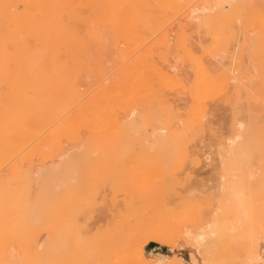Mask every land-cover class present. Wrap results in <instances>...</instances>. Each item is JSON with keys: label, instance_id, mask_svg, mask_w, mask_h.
I'll return each instance as SVG.
<instances>
[{"label": "rangeland", "instance_id": "rangeland-1", "mask_svg": "<svg viewBox=\"0 0 264 264\" xmlns=\"http://www.w3.org/2000/svg\"><path fill=\"white\" fill-rule=\"evenodd\" d=\"M256 1L247 0V7L252 4L250 8L254 6L255 9L248 10L247 8L246 11L238 16L239 23L236 22V27L234 29V32H237L236 34L238 35H236L235 37L230 36L231 33H229L222 24H220L222 25L220 26V28H216L219 31L215 29V31L219 32V36H217L220 40H216L218 37L214 40V36H211L213 35V30H210L207 27L206 29L205 26H200L199 28L195 26L194 23V25L190 24L192 22L187 24L188 22L184 20V16H186L185 14L190 11L189 9L193 5H191L189 8H184L182 10V13L179 14L180 16L177 15L169 17L166 23H164V25L162 26V30L157 28L143 29L141 27L142 30L140 29V34H138L139 32L135 33L139 37H135L134 34H129V38L126 35H123V38L122 35H120L122 37L121 39L119 38L120 36L118 37V35L111 29L109 30L108 27L105 29L104 27L98 26V16L102 17L105 15L98 14L97 16H94V18L98 17L97 21L93 18H90L94 14L88 8H80L82 12L79 11V13L81 12L80 19L82 18V20H79L78 23H82L84 21V23H82V28L80 26L81 24L78 25L77 23V28L81 29L78 30V32H80L79 35L83 33L81 36H79V39L80 37L82 38L81 42L79 41L80 44L78 47V49L81 48L79 49L81 50V52L79 50H76L73 53L75 55L70 52L68 53V55H66L67 52L65 50L64 53H62V50L60 52H57V54L53 51H47L45 60L40 64L38 71L40 77L42 78V81H39L38 79L34 83H29V85L26 84L28 85L25 86L27 90L23 88V85L19 87L16 86L15 82H18L20 80L19 84H22L21 81L24 82L25 79L24 76L23 78H21L20 76V79H17L18 81L13 80V74H16L18 76L13 67L14 73H12L11 78L4 82H9L8 85H11L13 88L16 87L13 92H20L19 90L23 91V93L20 92L22 96L24 95L25 91H27V94L25 93L26 95H24L25 98H29V96L32 97L33 90H37V88L42 89V93H44L45 95L44 105L48 109H50L49 113H54V111L56 110L54 114H56L57 116L55 115L54 117H50L47 112H44V114H47L45 118L47 120H44L45 123L43 122L44 124H42V126L40 125L41 127L39 126L38 129L33 132L10 157H8V159L4 158L3 160H6L3 163L0 162V260L2 259L0 261V264H37L39 262V264H77V262L79 264H94V262L95 264H141L139 260L134 259L133 261L132 259L131 261V257H127V251L125 248L127 246H125L124 244H127V242H129L132 238V236L128 234H131L132 231L134 232L135 229L137 231V229L140 230V228H144L145 226L142 225L147 226L146 228H144V234L142 233L143 236H141L140 233L136 236L137 238L134 237V240L136 238V241L134 242H136V245L139 243L138 246H141L140 248L143 249L144 255L147 258V261H149L145 263L180 264V262H183L184 264H208L207 259L196 246V236L197 234L205 235L207 233V236L205 235L206 237H204L203 239V241L207 245L210 244V241L212 239L219 238V232L216 230L213 231L211 230L212 228H209V226H211L210 224L212 223V218L218 213V211H220L221 217L223 211L225 212L228 210L229 212L230 209L231 211L228 213V215H224V218H228L226 219V223L229 222L230 225L233 224L231 228L233 226L234 227L231 230L232 232L230 234L231 236L229 240H227V242H224L220 239V244L222 246L224 245L225 247H234L241 242H246L251 238L250 236H252V231L250 232L251 226L258 225L257 228H259V230L257 237L259 238L261 246H264V162H259L256 160H244L240 162H233L230 164L225 161L223 162V160L221 161L220 158V141L222 139L221 135L226 132V126L228 125V122L234 120L235 116L237 117V119H235L234 122L236 126L239 127L238 118L244 112L242 109H246L249 103H252L254 101L255 104L264 106L263 97H260V95H256L251 99L248 94L250 81L258 79L259 75L262 72V69H264V67L261 69L258 67L260 65L259 61L264 58V51H259L258 43L260 41L257 42L258 38V40H260L262 36H264V14L262 13L263 15L260 14L261 16H259V10L264 11V8H260L262 4L264 6V0ZM197 2L200 3L201 0L196 1L194 5H197ZM259 2H261L262 4H260ZM258 3L261 5L260 7H258ZM98 7L99 5L96 6L95 9L98 10ZM225 7L226 9L229 8L227 4H225ZM253 10H257L258 14L256 13L253 17H250L252 16V13L254 14L255 12H257H253ZM247 11H250L249 15ZM86 12H88V14H86ZM94 13L96 15L98 11H95ZM243 14L245 17H243ZM82 16L85 17L84 20ZM86 17L88 21L90 19H93L91 20L92 22L94 21L93 24L91 22V28L93 27L92 30L94 31H92V33H87L89 32V26L87 27L88 24L85 25V23L88 22L87 20H85ZM243 18L245 19L243 20ZM250 18L254 19L257 22L254 21L253 23V20ZM96 24L98 30L95 28ZM215 31L214 35L216 37L217 32ZM252 33L254 34V36H252ZM181 34H183V36ZM133 35L134 37H132ZM125 36L129 40H127ZM117 37L119 39H117ZM131 37L133 38V43L135 42L133 44L134 46L130 45L132 44L130 42V40H132ZM122 39H124V41H122ZM226 39L228 40V42ZM251 39L253 41H251ZM121 41L125 43H121L122 46H119ZM217 41L218 43H216ZM112 42L114 43L112 44ZM126 43L134 48V53L138 50L137 53H133V55L130 53V55L129 53L125 52L128 51V48L129 51L132 50V47L130 48V46ZM96 44L98 45V47ZM237 45L239 46L236 47ZM121 49H123V51ZM253 49L255 50V52L258 51L257 55L254 54ZM11 52L16 51L11 50ZM131 52H133V50ZM260 53L263 55H261ZM138 54L143 55V60L140 58V61L139 58H137ZM61 56L63 57V59ZM131 56L135 57L134 60L131 59L133 62L132 65L136 64L134 65V68H137L139 66V69L132 68L133 70L131 71V75L133 76H131L127 74L128 72H130L129 69L131 68H127L129 71H126L127 75L123 74V76V69L126 70V68L124 67L132 66L130 65ZM245 56L247 57V59ZM124 60L125 62L127 60V64L123 62ZM256 60L257 62H255ZM63 61L68 63L69 65V67H67L66 69H63L61 67V63ZM134 61L137 62L134 63ZM98 62L100 64H98ZM147 62H149V65ZM199 63L206 64V66L208 65V68H211V71L213 69L212 74L216 72V75L220 72L216 76L220 78L222 77L228 80L230 83V86L225 88L226 90L223 89L224 91L222 90L223 92H220L219 95L216 94L213 95L212 98L210 97L209 99H205L206 101L204 105L206 113L203 117L204 121L203 119H201L199 121L200 123H195V125L197 124L196 127H198V124L201 125L203 123L204 126L201 125V128L205 131H201L200 127H198L199 129L193 127L191 118L192 112L196 111V109L200 107V105H198L200 103L191 100L193 99V96H191V89L197 82L198 72H196V68ZM255 64L257 66H255ZM154 66H157V68H155ZM17 68H19L18 65ZM24 68L25 67L21 69ZM163 68L167 71L164 72ZM256 68L260 69L261 72L258 73V69ZM159 69H161L163 73L159 71ZM250 70L253 71L251 72ZM23 71L24 70H21V73ZM169 71H172L173 74L170 72L171 75H169ZM62 72H65V74L68 73L65 78ZM135 72H138V74ZM144 72L146 73V75ZM143 73L146 76H144L146 82H144V78L142 77ZM164 73H168V75L173 78L176 77L175 79L177 80L173 79V81L171 79L170 82V79H165V81H163L165 77H163ZM193 73H196V75L193 76ZM120 75H122L123 77H125L126 75V79L128 80L126 81L124 78V81L128 82L129 85L128 83H123V80L121 78L122 76ZM69 76L73 78H70L71 80L78 83L81 90V97L78 99L72 98L70 100L71 96L68 92V82H65L66 77L69 78ZM107 76L108 78H110H106ZM127 76H130V78H128ZM103 78H105L104 80H106L107 82L104 81ZM100 79L102 82L100 81ZM130 79H132V84L129 81ZM147 79L150 80L148 81ZM111 80H114L115 85L113 84V86H111L110 88L109 86L113 82H111ZM13 81L15 82L13 83ZM67 81L70 80L67 79ZM99 81L103 84L105 82L104 88L103 84H100ZM147 81L151 83V88L147 84ZM4 82L0 81V86L3 85ZM246 82L249 84H247ZM98 83L100 84V86H102L101 88L100 86L97 87V85H99ZM159 83L161 87L158 85ZM13 84L15 86H13ZM143 84L144 86H142V90L140 87ZM145 84H147V88ZM8 85L5 84V86H2L3 89L0 88V100L6 101L2 106H7L6 103H8V106L6 108L4 107L5 109L8 108V113H11L9 111H11V109L13 108H17L16 110H22L24 107L20 104H25L29 99L27 98L26 100L25 98H20L19 93L17 92L16 93L18 95L15 93L12 94L13 96L16 95L14 96L15 99L12 98V95V97H6L8 94L10 95L12 93L11 91L13 89ZM106 86L108 88H106ZM7 87H11V89L9 90V88ZM21 87L25 91L23 89H19ZM190 87L192 88L190 89ZM17 88L19 90H16ZM59 88L63 90L65 96L64 94H60L61 90H59ZM148 88L150 89L148 90ZM8 90L11 93H9ZM148 91H150L152 95ZM28 92L30 93L29 96H27ZM146 92L150 94L148 98V94H145ZM100 96H106L104 98L105 100L99 99ZM63 97L67 98L62 100ZM90 97L91 101L92 99L94 100L88 103L87 101H90ZM142 97H144V99ZM19 98L23 99V102L26 100V102L22 103ZM145 98H147V100ZM17 99L19 100V103L21 102L20 104L18 103L19 107L16 104L15 107L12 106V104L14 105V103H16ZM189 99L191 100V102ZM143 100L146 101L143 102ZM10 102H12V104ZM192 102H195V104L192 105ZM86 104L89 105L84 108ZM82 106L84 107L81 109L85 110H82L83 112H85V114L83 115L85 120L84 118H82V113L81 116H79L80 112L79 114H76L77 109L81 111L79 107ZM167 107L169 108V111H172V114L176 117L173 116L171 118L172 114L170 115L171 112L169 113ZM4 108H2V110ZM160 108L164 110L167 109L166 112L163 110L162 111L166 114L168 113V115H164ZM239 109L241 112L239 111ZM2 110H0V112ZM59 110H62V112H60ZM158 111L160 112V114L162 112V116L158 114ZM150 112L153 114H151ZM3 113L4 114L2 115H5V112ZM139 113H142L143 116L146 114L148 115L149 113V115L151 114V116H154L155 119L153 117L152 121V118L150 119L149 115H146L148 119L146 116H144L146 119L144 120L143 116H139ZM188 115L190 116L189 119ZM10 116L12 115H9V117ZM163 116L164 120L162 119ZM165 116L168 118H166L167 120L165 119ZM14 117L11 118L13 120L19 118L17 117V115L16 118ZM48 117H50V119H48ZM0 118L2 119L1 115ZM184 118L186 119L187 123H184ZM110 119H115V121L117 122L116 128H111L109 124ZM170 119H172L173 121ZM13 120H5L4 122H2V119L0 120V122L1 124L4 123V125L5 123L12 124ZM139 120L141 121V123H143V125ZM147 120L149 121L146 123ZM189 120H191L190 124ZM16 121L17 120H15V122ZM165 121L167 122V126H165ZM99 124L102 125V127H98ZM174 124H176V126ZM15 125L16 124H13V126ZM127 125L135 126L132 127V130L130 131L132 133H128L130 134L129 139L131 140L134 138L135 140H128L126 146L122 147L121 150H119L118 147L116 148V145H112L116 143H112L111 147V139L109 140L108 137V135H110V132L108 133L107 131H111V135H113V131H119ZM144 125L145 128H142ZM138 126H142L141 130L140 128L138 129ZM162 127L167 129L166 135L168 139H172V137H170V134L174 135V130L179 132L181 131V129L183 130L179 132L181 134L177 132L176 134L181 135L182 137L178 136L180 137V140L176 137H173L175 139H173L174 142H172L174 145L176 144V148L174 147L175 149L172 148V150L171 147L173 145H168L172 142L170 143V140H167L166 137L167 142L165 141L164 144L165 146H170V148H163V144H159V146L157 145V148L162 146L160 148L163 149V152L162 149L160 151V149L156 148L158 150L157 151L154 148L156 150L155 151L152 148L156 156L155 158L158 159L157 157L160 156L161 159L156 160L155 162V160H152V157H154L153 155L151 157L152 159L150 160L149 158H147L146 160L144 156L145 161L143 162V160L141 159V153L147 155L149 150L150 152H152L150 148L151 146H148L149 149L147 152V150L145 149V147L148 148L147 144L145 143L146 145L143 147V145L139 141L137 142V140L141 141V139L145 138V140H147L145 142H148L149 140L151 142H154L155 140L153 138L160 134L158 132V129ZM185 127H188L187 134L183 133L184 131H186ZM189 127L192 129H190ZM193 128L197 131L194 134L193 132L195 130ZM98 129L100 130V132L101 130L107 131H105L104 133H100ZM139 130H143L142 132L144 135ZM168 130L170 131V133ZM95 131H97L98 133ZM133 132L137 134L139 139H136L138 138L136 135H134V137H130L133 136ZM190 132L192 133L190 134ZM105 133L107 138L106 136L103 137L102 142L101 138L105 135ZM138 133L140 135H138ZM145 134H147V136ZM99 135L101 137H99ZM184 135H194L195 137L191 136V141L190 137L187 138L189 140L184 141ZM184 137L186 139L187 136ZM93 138H96L95 142L99 143V145L102 143H107V145H109L108 148L105 144L104 149H100L101 153H99V149L95 150L98 145L94 144L96 145V147L94 146L95 149H91L94 148L92 147V143H94ZM176 139H178L184 147H190L189 151L191 154L189 153L187 155L188 150H186L185 152L184 147L181 148V145L179 147V144L175 142ZM181 139H183L184 144ZM188 141L190 143H188ZM185 143L189 144L190 146H186ZM113 147L115 148L113 149ZM178 147L183 151L179 150ZM99 148H101V145ZM105 148H107L109 152ZM140 148L142 150H145V152H140ZM167 148L168 150H170H166ZM110 149L113 150L110 151ZM116 149H118L119 151H116ZM102 151L104 154H102ZM159 151L162 153H158ZM174 151L178 153H175ZM107 152L109 154H107ZM111 152L112 155H110ZM150 152L149 154H151ZM164 152L166 154L175 153V156L178 155V157H175L176 159L178 158L177 162L175 161L176 159L173 158V154L171 157L174 159V161L171 159V162H169L168 157H170V154L167 157V155H164ZM182 152L185 153L183 154ZM192 152L200 155V163L194 162L192 157L194 153ZM91 153L94 155H92ZM180 154L183 156V158ZM103 155H105V157L110 156V158L114 156V158L112 157L110 160H108V158L107 160H104L103 158L102 160V157H104ZM164 156L168 158L167 160L165 159L166 161H163V159L165 158ZM179 156L180 158L185 159L182 162H179ZM96 157L101 159H97ZM146 157H148V155ZM186 157H188L189 159H187ZM186 159L189 162L185 161ZM15 166H17V168ZM48 167H55L52 171L55 172L56 175L53 176V174H51L49 177L37 176L36 171L38 170V168L46 169V174L47 172H49L47 169ZM51 176L53 177L50 178ZM22 177L25 179H23ZM29 182L31 185L29 184ZM21 183L23 186L20 185ZM2 185L4 189L2 188ZM16 187H18V189L22 187L21 190H24L20 192V189L18 191ZM40 188L43 189L41 190ZM5 189L8 190L5 191ZM27 189L30 190L28 191ZM12 190H14V192ZM40 191H44V193ZM27 193H29V196L27 195ZM24 194L25 196H27L25 197ZM41 194L43 196H41ZM19 195L21 197V201L20 199L16 200L17 197L20 198ZM38 195L40 199H38ZM11 198L14 201H9V199ZM22 198L25 199L23 200ZM30 198L32 199L29 200ZM5 199L7 200L5 201ZM41 199H44V201L41 202ZM32 200L34 202V207L32 208L35 209V207L38 206L37 208H39L40 210L37 208L35 209V211L31 210L32 208H30L29 205L32 206ZM38 200L40 201L37 202ZM24 201L26 203L25 205L32 202L27 205L28 209H25V211H23L25 208ZM7 203H9V206ZM12 203H15L14 205L16 206L17 211H15L16 208L13 207L14 205H12ZM21 204L22 207H20ZM8 208L10 212L15 209V212L13 211L12 213H9ZM21 208H23V210ZM236 209H242L240 211L241 213L237 212ZM243 209H247L246 216H243L245 214H242L244 213L242 212ZM255 209H257L256 212L254 211ZM20 211H23L25 213H22ZM33 211L34 213H38L33 214ZM18 213L21 214L23 218ZM29 214H33L34 216L32 215L31 217ZM15 217H18L20 221H18V219L16 220ZM11 219H15L16 221L14 220L15 222H13L11 221ZM23 219L27 220L24 221ZM254 220H258V224H255ZM17 221L19 222V226L18 224H16ZM9 222H11V224ZM139 224L141 225V227L138 226ZM34 225H36L37 228ZM11 226L13 229L11 228ZM27 226L29 228V231L28 229H26ZM20 228H23V231ZM234 228L236 231L234 230ZM9 229H11L13 232H11ZM31 229H33V231ZM152 229L154 232L155 229L159 231L158 233H154ZM26 231L28 232V234L25 233ZM159 232L160 235L162 234L165 237L162 236V238H157L160 237V235H158ZM24 234L26 237H20V235ZM33 235L36 237H34ZM27 236L30 237L28 238ZM138 236H141V238H138ZM163 237L165 238L164 241ZM23 238H28L30 240H27L26 242V239L24 241ZM124 239H129V241H125ZM19 240L22 241L20 242ZM33 244L35 245L33 246ZM73 245L74 249L72 248ZM114 246H116L115 249ZM138 246H136V248H139ZM101 248L103 250H101ZM118 251L119 253H117ZM82 254L83 256L85 255V259L83 258V256H81ZM39 255L40 260L38 262V259L33 260V256L38 257ZM64 255L65 257H63ZM60 261L61 263H59ZM136 261L138 262L136 263Z\"/></svg>", "mask_w": 264, "mask_h": 264}, {"label": "bare ground", "instance_id": "bare-ground-1", "mask_svg": "<svg viewBox=\"0 0 264 264\" xmlns=\"http://www.w3.org/2000/svg\"><path fill=\"white\" fill-rule=\"evenodd\" d=\"M196 1H199V0H0V81H7L9 78H11V75H12V73H14V71H16V73L18 74V76L16 75V74H13V80H17V79H20L19 77L21 76V78H23V76H24V82H25V85H24V82L23 81H21V83L22 84H19L20 83V80L18 81V82H15V81H13V83L15 82V84H16V86H24L23 88L24 89H26L25 88V86H28L29 85V83H34L35 81H37L38 79H39V81H42V78L40 77V75H39V67H40V64L41 63H43V61L45 60V57H46V53H47V51H53V52H56V54H57V52H60V51H62L63 50V52L62 53H64V50L67 52L66 53V55H68V53L70 52V53H74L76 50L78 51L79 49H81V48H79L78 49V47H79V41L81 42V37H80V39H79V36H81V35H79V33L80 32H78V30L80 29H78L77 28V23H78V21L79 20H82V18L80 19V13L82 12L81 11V9L80 8H83V9H85V8H88L91 12H93V16H91L90 18H93V19H95V20H97L98 21V17H99V22H97L99 25L98 26H101V27H104L105 29L108 27V29L110 30H112L114 33H116L117 35H118V37L120 36V35H122V37H123V35H126L127 37H128V35L129 34H134L135 35V37L137 36V37H139L138 35H136L135 33H138L139 31H140V29H141V27L143 28V29H155V28H157V29H161L162 28V26L164 25V23H166V21L169 19V17H171V16H177V15H179L180 13H182V10L184 9V8H186V7H190L191 5H193V6H191L190 7V11H188V13L187 14H185L186 16H184L185 18H184V20L186 21V22H188L187 24H189L190 22H192V23H190V24H192V25H194L195 24V26H197V27H199L200 28V26H205V28L207 27L208 29H210V30H213L212 31V34L213 35H211L212 37L214 36V40H215V38H217L219 35V30L218 29H216V28H220V26H222L223 25V27H225V29L226 30H228V32L229 33H231V35L230 36H236V35H238V34H236L235 32H234V29H235V27H236V22H238V19H239V15L241 14V13H243L244 11H246L247 10V8H248V10L249 9H255L254 8V6L252 7V8H250V6H252V4L251 5H249V7H247V0H201V2L199 3V2H197V5H194V3L196 2ZM256 1V0H255ZM257 2V1H256ZM199 3V4H198ZM260 4H262L261 2H259ZM258 3V4H259ZM225 4H227L228 5V9H226V7H225ZM258 5V7H260L261 5ZM99 5V9L97 10V9H95L96 8V6H98ZM222 6V7H221ZM221 7V8H220ZM260 8H264V6H263V4H262V6L260 7ZM259 8V9H260ZM87 9V10H88ZM259 9H257V10H259ZM257 10H253V12L254 11H257ZM264 10V9H263ZM79 11H81L80 13H79ZM95 11H98V13H96V15H95ZM260 12H259V16H261V15H263L264 14V11H262V10H259ZM262 11V12H261ZM89 12V11H88ZM88 12H86V14H88ZM248 12V15L250 14L249 12L250 11H247ZM85 13V12H84ZM252 13V12H251ZM258 14V11L257 12H255L254 14L252 13L251 15L252 16H250V17H253L255 14ZM263 13V14H262ZM98 14H100V15H105V16H98L97 18H94V16H97ZM261 14V15H260ZM90 15H92V14H90ZM89 15V16H90ZM245 15H246V13H245ZM83 16H84V14H83ZM82 16V17H83ZM180 16V15H179ZM243 17H245L244 16V14H243ZM255 17H257V16H255ZM84 18L85 17H83V20H84ZM174 18V17H173ZM176 18V17H175ZM93 19H90L89 21L87 20V17H86V19L85 20H87L86 22L87 23H85V25L86 24H88L87 25V27H88V31L89 32H87V33H92V29H93V27L91 28V20H93ZM241 19V18H240ZM245 18H243V20H244ZM250 19H252V18H250ZM256 19H258V18H256ZM261 19H262V17H261ZM253 20V23H254V19H252ZM251 20V21H252ZM264 21V20H263ZM262 21V22H263ZM94 22V21H93ZM93 22H92V24H93ZM172 22V21H171ZM255 22H257V21H255ZM260 22V21H259ZM82 23H84V21L82 22ZM82 23H78V25L79 24H81L80 26H81V28H82ZM95 23H96V21H95ZM194 23V24H193ZM239 23V22H238ZM169 24H170V22H169ZM220 24H222V25H220ZM256 24V23H255ZM84 25V24H83ZM84 25V26H85ZM94 26V25H93ZM79 27V26H78ZM95 28L97 29V24H96V26H95ZM94 28V29H95ZM202 28V27H201ZM206 28V29H207ZM83 29H86V28H83ZM205 29V30H206ZM215 29L216 30H218V31H215ZM81 30V29H80ZM98 30V29H97ZM142 30V29H141ZM162 30V29H161ZM183 30V29H182ZM210 30H209V32H210ZM221 30V29H220ZM241 30V29H240ZM261 30H263V29H261ZM108 31V30H107ZM107 31H106V33H107ZM160 31V30H159ZM214 31L215 32H217L216 33V37H215V33H214ZM82 32V31H81ZM84 32V31H83ZM94 32V31H93ZM111 32V31H110ZM184 33V32H183ZM254 33V32H253ZM252 33V34H253ZM94 34V33H93ZM108 34H110V33H108ZM113 34V33H112ZM138 34H140V32L138 33ZM228 34V33H227ZM226 34V35H227ZM100 35H101V33H100ZM106 35V34H105ZM134 35L132 36V37H134ZM167 35V34H166ZM165 35V36H166ZM182 36H183V34H181ZM218 35V36H217ZM93 36V35H92ZM108 36V35H107ZM115 36V35H114ZM113 36V37H114ZM126 36H125V38H126ZM252 36H254V34L252 35ZM117 37V39H121L122 37L120 36L119 38ZM131 37V38H132ZM168 37V36H167ZM225 37V36H224ZM124 38V37H123ZM129 38V37H128ZM128 38H126L127 40H129ZM180 38V37H179ZM254 38V37H253ZM125 39V40H126ZM136 39V38H135ZM221 39H223V38H221ZM259 39V38H258ZM257 39V42L258 41H260L259 43H258V48H259V51L260 52H263L264 51V36H262V38L260 39V40H258ZM137 40H139V39H137ZM185 40V39H184ZM213 40V41H214ZM216 40H220L219 39V37L216 39ZM227 40V39H226ZM225 40V41H226ZM246 40V39H245ZM122 41H124V39H122ZM120 42V44L122 43H125V42ZM135 41V40H134ZM251 41H253L252 39H251ZM90 42V41H89ZM130 42L132 43V44H130V45H132V46H134L133 44L135 43H133V38H132V40H130ZM136 42H138V41H136ZM165 42H166V40H165ZM184 42V41H183ZM227 42H228V40H227ZM82 43H84V42H82ZM114 42H112V44H113ZM129 43V42H128ZM128 43H126V44H128ZM164 43V42H163ZM216 43H218V41L216 42ZM219 43H220V41H219ZM254 43V42H253ZM98 44V43H97ZM96 44V45H97ZM119 44V46H122V44L120 45ZM183 44V43H182ZM84 45V44H83ZM99 45V44H98ZM98 45H97V47H98ZM129 45V44H128ZM129 45V46H130ZM251 45H253V44H251ZM85 46V45H84ZM102 46V45H101ZM118 46V47H119ZM128 46V47H129ZM132 46H130V48L132 47ZM139 46V45H138ZM185 46V45H184ZM239 45H237L236 47H238ZM247 46V45H246ZM256 46H257V43H256ZM83 47V46H82ZM89 47V46H88ZM117 47V46H116ZM123 47H124V45H123ZM137 47V46H136ZM218 48V47H217ZM125 49V48H124ZM126 49H127V46H126ZM190 49V48H189ZM237 49H239V48H237ZM11 50H13V51H16V52H11ZM85 50V49H84ZM122 51H123V49H121ZM133 50V52H131ZM132 50H130L129 51V48H128V51H125V52H127V53H131L132 55H133V53H134V48L132 47ZM254 50V49H253ZM252 50V51H253ZM80 52H81V50H79ZM135 51H136V49H135ZM138 51V50H137ZM137 51L135 52V53H137ZM192 52V51H191ZM249 52V51H248ZM254 52V54H256L257 55V53H258V51L257 52H255V50L253 51ZM85 53V52H84ZM123 53V52H122ZM134 53V54H135ZM142 53V52H141ZM148 53V52H147ZM193 53V52H192ZM236 53V52H235ZM72 54H70V55H72ZM83 54V53H82ZM130 54V55H131ZM150 54V53H149ZM148 54V55H149ZM261 54V53H260ZM69 55V56H70ZM73 55H75V54H73ZM84 55V54H83ZM125 55H126V53H125ZM125 55H124V57H125ZM128 55V54H127ZM141 55V56H140ZM240 55V54H239ZM261 55H263V54H261ZM19 56V57H18ZM129 56V55H128ZM136 56V55H135ZM62 57V56H61ZM127 57V56H126ZM246 57V56H245ZM255 57V56H254ZM260 57V56H259ZM264 57V56H263ZM134 56L132 57H130V60L132 59V60H134ZM137 58H139V60H140V58L143 60V55L142 54H138V57ZM148 58V57H147ZM257 58V57H256ZM62 59H63V57H62ZM124 59H126V58H124ZM128 59V58H127ZM146 59V58H145ZM246 59H247V57H246ZM255 59V58H254ZM261 59V58H260ZM77 60V59H76ZM129 60V59H128ZM129 60V61H130ZM132 60L130 61L131 62V64L130 65H132ZM258 60V59H257ZM257 60L255 61V62H257ZM18 61V62H17ZM78 61V60H77ZM76 61V62H77ZM128 61V62H129ZM138 61V60H137ZM137 61H134V63H136ZM141 61V60H140ZM148 61V60H147ZM201 61V60H200ZM259 61V60H258ZM18 64H17V63ZM66 62H67V60H66ZM66 62H62L61 63V67L63 68V69H66L67 67H69V65H68V63H66ZM99 62H101V61H99ZM98 62V64H100ZM123 62H125V60L123 61ZM126 62H127V60H126ZM125 62V63H126ZM143 62V61H142ZM202 62V61H201ZM248 62V61H247ZM148 63V65H149V62H147ZM250 63V62H249ZM254 63V62H253ZM259 63H260V65L258 66L260 69L261 68H263L264 67V58H262V60H260L259 61ZM258 63V64H259ZM127 64V63H126ZM125 64V65H126ZM129 64H128V66H129ZM155 64V63H154ZM169 64V63H168ZM200 64V63H199ZM198 64V66H197V71L196 72H198V78H197V82L194 84V87L192 88V87H190V89L192 90V95L191 96H193V99H191L192 101L194 100L195 102H198V103H200V104H198V105H200V107L198 108V109H196V111H193L192 112V124H193V127H195V128H197V129H199L198 127H202L201 125H203L204 126V124L202 123V121H201V125L200 124H198V127H196V125H195V123H197V122H199L201 119H203V121H204V116H205V99L206 98H212V96L213 95H216V94H218L219 95V93L220 92H223L224 90H226L225 88H227V87H229L230 86V83H229V81L228 80H226V79H224V78H220V77H218V76H216V75H218V74H216L215 75V73L216 72H214V74H212V72H213V69H212V71H211V68H208V65L206 66V64H200L199 65ZM17 65L19 66V68H17ZM134 65H136V64H134ZM134 65H132L131 67L129 66V67H127V66H125L124 68H126V70L125 69H123L124 71H125V73H124V71L122 72V75L123 74H126L127 72L126 71H129L130 70V72H128L127 74L128 75H131L132 74V70L133 69H137L139 66V64L136 66L137 68H134ZM147 65V64H146ZM245 65V64H244ZM249 65H251V64H249ZM12 66V67H11ZM124 66V65H123ZM151 66V65H150ZM255 66H257L256 64H255ZM13 67H14V71H13ZM23 68V67H25L24 69H21V68ZM99 67V66H98ZM120 67V66H119ZM155 67V66H154ZM248 67V66H247ZM12 68V69H11ZM118 68V67H117ZM123 68V67H122ZM127 68H131V69H127ZM133 68V69H132ZM150 68V67H149ZM155 68H157V66L155 67ZM159 68H162V67H159ZM165 68V67H164ZM163 68V69H164ZM167 68V67H166ZM171 68V67H170ZM170 68H169V70H170ZM18 69V70H17ZM24 70L22 73H21V70ZM139 69V68H138ZM140 69H142V68H140ZM168 69V68H167ZM256 69H258V68H256ZM260 69H258L257 71H258V73L259 72H261V70ZM26 70V71H25ZM230 70H232V69H230ZM249 70V69H248ZM264 69H262V72H261V74L259 75V78L258 79H256V80H253V81H250V84L249 83H247V84H249L250 85V88H249V91H248V94H249V97L252 99V97H255L256 95H260V97H263V99H264V71H263ZM13 71V72H12ZM18 71V72H17ZM135 71V70H134ZM134 71H133V73H134ZM138 71V70H137ZM150 71V70H149ZM159 71H161V69H159ZM165 71H167V70H165L164 69V72ZM193 71V70H192ZM218 71V70H217ZM223 71V70H222ZM251 72L253 71V70H250ZM146 72V71H145ZM144 72V73H145ZM162 72V71H161ZM170 72L172 73V71H169V75H171L170 74ZM245 72V71H244ZM135 73H137L138 74V72H135ZM142 73V72H141ZM144 73H143V78H144V76L146 75V73H145V75H144ZM151 73V72H150ZM158 73V72H157ZM163 73V72H162ZM232 73V72H231ZM249 73V72H248ZM21 74H24V75H21ZM62 74H64V78H65V76L68 74V73H66L65 74V72H62ZM126 74V75H127ZM136 74V75H137ZM173 74V73H172ZM194 74V73H193ZM256 74V73H255ZM111 75V74H110ZM122 75H120V76H122ZM126 75H125V77H121L122 78V80H123V83L124 84H126V83H128V82H125L124 81V78H125V80L127 81L128 79H126ZM156 75V74H155ZM160 75H163V74H160ZM168 75V73H164V75H163V77H164V80L163 81H165V79H170V82H171V79L173 80V79H175V78H173V77H171V76H169ZM196 75V73L193 75V76H195ZM230 75V74H229ZM231 75H233V74H231ZM250 75V74H249ZM15 76H17V77H15ZM131 76H133V75H131ZM173 76V75H172ZM177 76V75H176ZM216 76V77H215ZM128 78H130V76H127ZM146 77V76H145ZM171 77V78H170ZM232 77V76H231ZM16 78V79H15ZM70 78H72L71 76H69V78L68 77H66V81L65 82H68L67 83V86H68V92H69V94H70V96H71V98L70 97H68V98H70V100L72 99V98H74V99H78V98H80L81 97V90H80V88H79V85H78V83L77 82H75V81H73V80H71ZM106 78H108V76L106 77ZM110 78V77H109ZM108 78V79H109ZM137 78V77H136ZM160 78V77H159ZM195 78V77H194ZM257 78V77H256ZM67 79H69L70 81H67ZM73 79V78H72ZM105 78H103V80H104ZM151 79V78H150ZM149 79V80H150ZM21 80H23V79H21ZM131 80L132 79H130L129 81H130V83H131ZM135 80V79H134ZM133 80V81H134ZM148 80V79H147ZM148 80V81H149ZM175 80H177V79H175ZM64 81V80H63ZM100 81H101V79H100ZM99 81V82H100ZM104 81H106V80H104ZM113 81V82H112ZM132 81V82H133ZM141 81H143V80H141ZM147 81V84L150 86V88H151V83H149ZM152 81V80H151ZM156 81V80H155ZM160 81V80H159ZM174 81V80H173ZM235 81V80H234ZM64 82V83H65ZM102 82V81H101ZM100 82V84H103V83H101ZM107 82V81H106ZM111 82H112V84L109 86L110 88H111V86H113V84L115 83L114 82V80H111ZM144 82H146V79L144 78ZM169 82V81H168ZM167 82V83H168ZM176 82V81H175ZM193 82H195V81H193ZM8 83L9 82H4L3 83V85H1L0 86V88H2L3 89V87L2 86H5V84L6 85H8ZM109 83V82H108ZM107 83V84H108ZM165 83V82H164ZM178 83V82H177ZM18 84V85H17ZM26 84H28V85H26ZM99 84V83H98ZM100 84L99 85H97V87H99L100 86ZM132 84V83H131ZM142 84V83H141ZM147 84H145L146 85V88H147ZM166 84V83H165ZM164 84V85H165ZM170 84V83H169ZM193 84V83H192ZM62 85V84H61ZM104 85H105V82H104V84H103V88H104ZM115 85V84H114ZM128 85H129V83H128ZM160 87H161V85H160V83L158 84ZM240 85V84H239ZM8 86H11V85H8ZM13 86H15L14 84H13ZM66 86V87H67ZM126 86V85H125ZM137 86V85H136ZM142 86H144V84L143 85H141V89H142ZM148 86V87H149ZM162 86H163V84H162ZM244 86V85H243ZM12 87V86H11ZM11 87L9 88V87H7V88H9V90L11 89ZM102 86H100V88H101ZM239 87V86H238ZM246 87V86H245ZM5 88V87H4ZM6 88V89H7ZM13 88V87H12ZM16 88V87H15ZM15 88H13L12 89V93L9 91V93H11L10 95L8 94L6 97H9V96H11L13 93H15V94H17V93H19V96H20V98L22 97V98H25L24 97V95H26L27 93V91H25L22 87L21 88H19V89H23L24 91H25V93H24V95L22 96V94H20V92L21 93H23V91H21V90H19L18 88L16 89V90H19L20 92H13L14 91V89ZM60 88H61V86H60ZM59 88V90H61L60 91V94H64L63 93V90L62 89H60ZM106 88H108L107 86H106ZM109 88V89H110ZM145 88V89H146ZM150 88H148V90L150 89ZM163 88V87H162ZM167 88V87H166ZM247 88V87H246ZM108 89V90H109ZM164 89V88H163ZM168 89V88H167ZM224 89V90H223ZM236 89H239V88H236ZM5 90V89H4ZM27 90V89H26ZM105 90V89H104ZM143 90V89H142ZM223 90V91H222ZM0 91H1V89H0ZM7 91V92H8ZM41 91V92H40ZM106 92H107V90H106ZM149 93H150V91H148ZM236 92V91H235ZM242 92H245V91H242ZM191 93V92H190ZM4 94V93H3ZM5 94H7V93H5ZM29 92H28V95L27 96H29ZM107 94V93H106ZM146 95L148 94L147 92L145 93ZM151 94V93H150ZM150 94H148V96H147V98L150 96ZM241 94V93H240ZM247 94V93H246ZM18 95V94H17ZM152 95V94H151ZM189 95V94H188ZM245 95V94H244ZM13 96V95H12ZM11 96V97H12ZM14 96H16V95H14ZM14 96L12 97V98H14ZM26 96V97H27ZM63 96V95H62ZM64 96H65V94H64ZM68 96V95H67ZM92 96H94V95H92ZM103 96V95H102ZM247 96V95H246ZM18 97V96H17ZM16 97V98H17ZM61 97V96H60ZM106 96H104V97H101L100 96V98L99 99H101V100H103L104 98H105ZM236 97H238V96H236ZM1 98V97H0ZM12 98H10V99H12ZM19 98V100L20 101H22V103H25L26 102V100H27V98H25L24 100V102H23V99H20ZM67 97H63L62 98V100L63 99H66ZM83 98V97H82ZM97 98V97H96ZM143 99H144V97H142ZM141 98V99H142ZM147 98H145L146 100H147ZM191 98V97H190ZM214 98V97H213ZM257 98H259V97H257ZM6 99V98H5ZM15 99V98H14ZM29 100H27V102L25 103V104H20L19 103V100L17 99L16 100V103H14V105L12 104V102H10L11 104H12V106H14L15 107V104L18 106V103L20 104V105H23V109L22 110H16L15 108H13V109H11V111H9V112H11V113H8L7 111H8V108L7 109H5L7 106H8V103H6L7 104V106H2V105H4L5 104V100L3 101H1L0 100V110H2V108H4L2 111L3 112H5V115H2V114H4L2 111V113L0 112V115H1V117H2V119H3V121L2 122H4L5 120H13L11 117H14V118H16V115H17V117H19L18 119H14L13 120V122H12V124L11 123H5V125H4V123H2L1 124V122H0V125H2V126H0V128L1 127H4V128H1L0 129V160H3L4 158H6V159H8V157H10L15 151H16V149L22 144V143H24L27 139H28V137L33 133V132H35L37 129H38V127L41 125L42 126V124H44L45 122H44V120L46 121L47 119H45L46 118V116H47V114H44V112H47L48 114H49V116L50 117H54L56 114H54L55 112H56V110L54 111V113H49V111H50V109H48L45 105H44V100H45V95H44V93H42V89H40V88H37V90H33V95H32V97L31 96H29V98H28ZM69 100V101H70ZM94 99H92V101H93ZM105 100V99H104ZM146 100H143V102H145ZM190 100V99H189ZM191 100H190V102H191ZM236 100V99H235ZM254 100V99H253ZM256 100V99H255ZM11 101V100H10ZM18 101V102H17ZM80 101H81V99H80ZM87 101V100H86ZM91 101V97H90V101H87L88 103H90V102H92ZM141 101V100H140ZM166 101V100H165ZM240 101V100H239ZM3 102V103H2ZM8 102V101H7ZM63 102V101H62ZM66 102H67V100H66ZM66 102H64V103H66ZM83 102V101H82ZM86 102V103H87ZM195 102L193 103L192 102V105L193 104H195ZM249 102H251V101H249ZM264 103V102H263ZM63 104V103H62ZM84 104V103H83ZM247 104V103H246ZM61 105V104H60ZM89 104H86V106L84 107V106H82V107H79L80 109L81 108H86L87 106H88ZM11 106V105H10ZM19 107V106H18ZM152 107V106H151ZM168 108V107H167ZM6 110V111H5ZM16 110V111H15ZM85 111L84 109H81V111H79L78 109H77V112H76V114H79V112H80V114H79V116H81V113H82V116L85 114V112H83V111ZM159 110V109H158ZM160 110L162 111H165L166 112V110L167 109H161L160 108ZM159 110V111H160ZM243 111V114H241L240 116H239V118H238V121H239V127H237L236 126V124H235V122H234V120L235 119H237V117H235L234 116V120H232V121H230V122H228V125L226 126V132L225 133H223L222 135H221V141H220V158H221V161L223 160V162L225 161V162H227V163H233V162H240V161H244V160H256V161H259V162H264V106H261V105H259V104H255L254 103V101L252 102V103H249V105L246 107V109H242ZM18 112V113H15V112ZM60 112H62V110H59ZM144 111V110H143ZM158 111V112H159ZM162 111V112H163ZM168 111H169V108H168ZM190 111V110H189ZM239 111H240V109H239ZM145 112H147V111H145ZM157 112V113H158ZM162 112H161V114H160V112L158 113L160 116H162ZM171 112V113H170ZM241 112V111H240ZM14 113V114H13ZM151 113V112H150ZM169 113H170V115L172 114V111H169ZM7 114V115H6ZM146 114V113H145ZM151 114H153V113H151ZM151 114L149 115V113H148V115H149V117H150V119L153 121V117L154 116H151ZM163 114L164 115H168V113L166 114V113H164L163 112ZM9 115H12V116H10L9 117ZM53 115V116H52ZM147 115V114H146ZM146 115H144V116H146ZM147 115V116H148ZM169 115V116H170ZM9 118H8V117ZM57 116V115H56ZM58 116H59V114H58ZM139 116H143L142 115V113H139ZM143 116V118H144V120H146L145 119V117ZM146 116V117H147ZM174 115L172 114V116H171V118L173 117ZM236 116H237V114H236ZM50 117H48V119H50ZM140 117V118H141ZM174 117H176V116H174ZM181 117V116H180ZM4 118H6V119H4ZM73 118V117H72ZM82 118H84V116L82 117ZM139 118V119H140ZM142 118V119H143ZM164 118V116L162 117V119ZM167 117L165 116V119H166ZM187 118V117H186ZM190 118V116L188 115V119ZM1 118H0V120H2ZM52 119V118H51ZM54 119V118H53ZM56 119V118H55ZM141 119V120H142ZM147 119H148V117H147ZM149 119V120H150ZM154 119H155V117H154ZM168 119V118H167ZM166 119V120H167ZM174 119V118H173ZM177 119V118H176ZM15 120H17L16 122H15ZM84 120H85V118H84ZM143 120V121H144ZM149 120H147L146 121V123L149 121ZM164 120V119H163ZM170 120H172V119H170ZM184 123H187V121H186V119L184 118ZM83 121V120H82ZM140 121V120H139ZM155 121V120H154ZM173 121V120H172ZM191 120H189V124L191 123L190 122ZM44 122V123H43ZM166 122V121H165ZM140 123H141V121H140ZM170 123V122H169ZM200 123V122H199ZM11 124V125H10ZM13 124H16L15 126H13ZM95 124H97V123H95ZM109 124H110V126H111V128H116L117 127V122L115 121V119H110L109 120ZM133 124V123H132ZM131 124V125H132ZM142 125H143V123H141ZM155 124V123H154ZM157 124V123H156ZM166 124V125H165ZM164 125L165 126H167V122L165 123ZM192 124H191V126H192ZM131 125H127L126 127H124L123 129H120L119 131H113V135H111V131H107V130H105V131H107L108 133L110 132V135H108V137H109V140L111 139V143H110V146L112 147V145H116V148L118 147V149L119 150H121L122 149V147H124V146H126V143L128 142V140L129 141H133V139H129V135L130 134H128L131 130H132V127H135L134 125L133 126H131ZM151 125H153V124H151ZM175 126H176V124H174ZM186 125V124H185ZM200 125V126H199ZM6 126H7V128H6ZM40 126V127H41ZM164 126V127H165ZM174 126V127H175ZM189 126V125H188ZM98 127H102V125H100L99 124V126ZM142 127V126H141ZM141 127H139L138 126V129L140 128V130H141ZM164 127H162V128H160V129H158L159 131V135L158 136H156V137H154L153 139L155 140L154 142H151L150 140V142L148 141V142H145V141H147V140H145V138L144 139H141V141L140 140H137V142L139 141L142 145H143V147L147 144V147L149 146H151L150 148H151V150H152V148L154 149H156L157 148V145L159 146V144H163V148H166V147H168V145H173L172 147H171V150H172V148L173 149H175L176 147H175V145L173 144V139H175V138H173V137H176V138H178L179 140H180V137H182L181 135H177L176 134V132L177 133H179V132H181V131H183L182 129H181V131H175L174 130V132H175V134L174 135H171L170 134V137H172V139L171 138H169L168 139V137H167V129H165ZM121 128V127H120ZM142 128H145V125L142 127ZM183 128V127H182ZM186 128V127H185ZM184 128V129H185ZM188 128V127H187ZM187 128H186V131H184L183 133H185V134H187L188 132H187ZM190 128V127H189ZM102 129V128H101ZM136 129V128H135ZM156 129V128H155ZM190 129H192V128H190ZM194 129V128H193ZM99 130V129H98ZM139 130V131H140ZM144 130V129H143ZM142 130V131H143ZM180 130V129H179ZM195 130V129H194ZM193 130V131H194ZM204 129H202L201 128V131H203ZM104 130H101V132H105ZM142 131H140V132H142ZM169 131V130H168ZM192 131V130H191ZM205 131V130H204ZM95 132H97V131H95ZM99 132H100V130H99ZM100 132V133H101ZM145 132V131H144ZM195 132H197L196 130L193 132V134L195 133ZM98 133V132H97ZM103 133H102V135H103ZM107 133V134H108ZM130 133H132V132H130ZM147 133V132H146ZM169 133H170V131H169ZM172 133V132H171ZM192 132H190V134H191ZM94 134H96V133H94ZM142 134H143V132H142ZM141 134V135H142ZM179 134H181V133H179ZM132 135V134H131ZM134 135H136L137 136V134L136 133H134L133 132V136H130V137H134ZM138 135H140L139 133H138ZM144 135V134H143ZM146 136H147V134H145ZM183 135V134H182ZM197 135V134H196ZM98 136V135H97ZM106 136V133H105V135L104 136H102V138H101V141H102V139H103V137H105ZM178 136H180V137H178ZM184 136H187L186 137V139H185V137ZM183 136V139H184V141H186V140H189V139H187V138H189L190 137V141H191V138L194 136V135H184ZM192 136V137H191ZM95 137V136H94ZM99 137H101L100 135H99ZM98 137V138H99ZM112 137V138H111ZM119 137V138H118ZM138 137V136H137ZM144 137V136H143ZM149 137V136H148ZM166 137H167V140H170L169 142L171 143L172 141V143L171 144H168V145H166L165 146V141L167 142V140H166ZM195 137V136H194ZM106 138H107V136H106ZM105 138V139H106ZM140 138H141V136H140ZM91 139V138H90ZM94 139V138H93ZM96 139V138H95ZM95 139L93 140V142L94 143H92V147H96V145H94V144H97L98 145V147L95 149V147L94 148H91V146H90V148L91 149H95V150H97V149H99V151H100V149L102 150V149H104V145L106 144L107 145V143H105V144H100L101 145V148H99L100 147V145H99V143H96L95 142ZM100 139V138H99ZM136 139H139V137L138 138H136ZM152 139V140H153ZM178 139H176V141L175 142H177V144H179V147H180V145H181V148L182 147H184L182 144H181V142L178 140ZM183 139H181L182 140V142H183ZM135 140V139H134ZM113 141V142H112ZM92 142V141H91ZM103 142V141H102ZM101 143V142H100ZM108 143H109V141H108ZM112 143H116V144H112ZM146 143V144H145ZM187 143V142H186ZM185 143V144H186ZM188 143H190L189 141H188ZM112 144V145H111ZM137 144V143H136ZM183 144H184V142H183ZM138 145H139V143H138ZM189 144H186V146H188ZM108 146L109 145H107V148H108ZM190 146V145H189ZM89 147V146H88ZM149 147L148 148H146L145 147V149L147 150V152H148V149H149ZM160 147H162V146H160ZM160 147H158L157 149H160V151H161V149L162 148H160ZM175 147V148H174ZM178 147V149L179 150H182V149H180ZM107 148H105L106 150H107ZM115 147H113V149H114ZM168 148H170V146L168 147ZM168 148L166 149V150H168ZM185 148V152H186V150H188L187 152V155L190 153V147H184ZM194 148H196V147H194ZM112 149V150H113ZM118 149H116V151L118 150ZM144 149V148H143ZM154 149V150H155ZM156 149V150H157ZM90 150V149H89ZM111 149H110V151H112ZM118 150V151H119ZM155 150V151H156ZM170 150V149H169ZM168 150V151H169ZM92 151V150H91ZM104 151V150H103ZM103 151H102V154H104L103 153ZM108 152H109V150H107ZM141 151H144L145 152V150H142L141 148H140V152ZM158 151V150H157ZM158 152V153H162L163 152V149H162V152ZM167 151V152H168ZM183 151V150H182ZM194 151V150H193ZM98 152V151H97ZM107 152V154H109ZM146 152V153H147ZM149 152H150V150H149ZM149 152H148V157H146L147 155H145V154H142L141 153V159L143 160V162L145 161V159H144V156H145V158H146V160H147V158H149V160L150 159H152V160H155V162H156V160H160L161 159V157L160 156H158L157 158L158 159H156L155 157V154H154V152H153V150H152V152H150L151 154H149ZM166 152V151H165ZM164 152V153H165ZM175 152V151H174ZM181 152V151H180ZM184 152V153H185ZM99 153H101V151L99 152ZM106 153V152H105ZM157 153V152H156ZM157 153V154H158ZM170 153H171V151H170ZM169 153V154H170ZM175 153H178V152H175ZM175 153H172L173 154V158H175V157H178V155L177 156H175L176 154ZM183 153V152H182ZM183 153V154H184ZM192 153H194V152H192ZM92 154V153H91ZM106 154V155H107ZM118 154V153H117ZM169 154H164V155H167V157H168V155ZM172 154H170L169 156L170 157H168V158H166V156H164L165 158L163 159V161H166L167 159L169 160V162H171V159L174 161V159L171 157L172 156ZM191 154V153H190ZM92 155H94V154H92ZM100 155V154H99ZM99 155H98V157H99ZM110 155H112V152H111V154ZM151 155V156H150ZM152 155L154 156V157H152ZM160 155V154H159ZM181 155V154H180ZM186 155V156H187ZM193 155V154H192ZM104 157H102V160H103V158H104V160L106 159L107 160V158H108V160H110L112 157L114 158V156H112L111 158H110V156L109 157H105V155H103ZM182 156V155H181ZM185 156V155H184ZM218 156H219V154H218ZM91 157V156H90ZM152 157V158H151ZM188 157H190V156H188ZM188 157H186L187 159H189ZM193 157V160H194V162H199L200 163V155H198L197 153H194V155L192 156ZM191 157V158H192ZM92 158V157H91ZM97 158V157H96ZM179 158H180V156H179ZM182 158H183V156H182ZM182 158H180L179 159V162H182L184 159H182ZM5 159V160H6ZM95 159V158H94ZM97 159H101V158H97ZM166 159V160H165ZM176 159V158H175ZM178 159V158H177ZM177 159L175 160L176 162H177ZM185 160V161H188V160ZM5 160H3V161H0L1 163H3ZM151 160V161H152ZM192 160V159H191ZM160 162V161H159ZM189 162V161H188ZM223 162H221V163H223ZM1 163H0V165H1ZM191 163V162H190ZM16 168H17V166H15ZM53 168H55V167H51V168H47L48 169V171L49 172H47L46 174H45V170L46 169H44V168H38V170L36 171V174H37V176H47V177H49L51 174H53V176L54 175H56L55 174V172H53L52 170H53ZM15 170V169H14ZM53 176H51L50 178H52ZM23 178V177H22ZM46 178V177H45ZM21 179V178H20ZM23 179H25V178H23ZM17 180V179H16ZM19 180V179H18ZM22 180V179H21ZM31 180V179H30ZM44 180V179H43ZM51 180V179H50ZM20 181V180H19ZM25 181V180H24ZM23 181V182H24ZM46 181V180H45ZM52 181V180H51ZM41 182H43V181H41ZM29 184H30V182H29ZM4 185V184H3ZM3 185H2V188H3ZM21 186H23L22 185V183L20 184ZM20 185H19V187H20ZM27 185V184H26ZM31 185V184H30ZM1 186V185H0ZM10 186V185H9ZM18 186V185H17ZM13 187H15V186H13ZM40 187H41V185H40ZM12 188V187H11ZM17 189H18V187H16ZM15 188V189H16ZM22 188V187H21ZM21 188H19L20 189V192L22 191V190H24V189H22L21 190ZM23 188H25V187H23ZM28 188V187H27ZM4 189V188H3ZM2 189V190H3ZM16 189V190H17ZM19 189H18V191H19ZM41 189V188H40ZM43 189V188H42ZM41 189V190H42ZM0 190H1V188H0ZM6 190H8V189H5V191ZM28 190V189H27ZM30 190V189H29ZM28 190V191H29ZM13 192H14V190H12ZM11 191V192H12ZM25 192V191H24ZM40 192H43L44 193V191H40ZM8 193V192H7ZM14 194V193H13ZM20 194H22V193H20ZM1 195H2V193H1ZM16 195V194H15ZM27 195L29 196V193H27ZM26 195V196H27ZM18 196V195H17ZM23 196V195H22ZM24 196H25V194H24ZM25 196V197H26ZM31 196V195H30ZM41 196H43L42 194H41ZM9 197V196H8ZM15 197V196H14ZM19 197H20V195H19ZM37 197V196H36ZM35 197V198H36ZM38 197H39V195H38ZM5 198H7V197H5ZM12 198H13V196H12ZM12 198L11 199H9V201H14V200H12ZM32 198H33V196H32ZM32 198H30L29 200H31ZM34 198V199H35ZM20 199V201H21V197L20 198H16V200H19ZM23 200L25 199V198H22ZM38 199H40V197L38 198ZM7 199H5V201H6ZM28 200V201H29ZM5 201H3V202H5ZM8 201V202H9ZM27 201V202H28ZM35 201V200H34ZM40 200H38L37 202H39ZM42 201H44V199L42 200L41 199V202ZM16 202H18V201H16ZM32 202H33V200H32ZM32 202H30V203H32ZM20 203V202H19ZM23 203V202H22ZM30 203H28V204H30ZM8 204V206H9V203H7ZM15 203H12V205H14ZM26 203H25V201H24V205H25ZM27 204V205H28ZM34 202L32 203V206L31 205H29V207L30 208H32V207H34ZM5 205V204H4ZM17 205V204H16ZM24 205H23V207H24ZM27 205H25V208H24V210H23V208H21L23 211H25V209L27 210L28 209V206ZM45 206V205H44ZM13 207H15L16 208V206L14 205ZM20 207H22V204H21V206ZM38 207V206H37ZM37 207H35V209L37 208ZM19 208V207H18ZM42 208V207H41ZM46 208V207H45ZM44 208V209H45ZM2 209V208H1ZM6 209V208H5ZM35 209H31V210H34L35 211ZM37 209H39V208H37ZM3 210V209H2ZM8 210H9V208H8ZM15 210V209H14ZM13 210V211H14ZM19 210V209H18ZM30 210V209H29ZM40 210V209H39ZM220 210V209H219ZM242 209H236V211L237 212H240ZM13 211H11L10 212V210H9V213H12ZM15 211H17V208H16V210ZM14 211V212H15ZM23 211H20V212H22V213H25V212H23ZM34 211H33V214H35L34 213ZM43 211H45V210H43ZM61 211V210H60ZM73 211V210H72ZM231 211V209L229 210V212ZM255 212L257 211V209H255L254 210ZM52 212V211H51ZM228 210L227 211H223L222 212V216L220 217V211H218V213L216 214V215H214L213 216V218H212V223L210 224L211 226H209V228L211 229V230H216V231H218L219 232V235H220V237L219 238H215V239H212L211 241H210V244H206L204 241H203V239H204V237H206L207 235V233L204 235V234H197V236H196V246H197V248H198V250L201 252V253H203V255L205 256V258L207 259V261H208V264H254V263H256V262H258L260 259H261V257L264 255V246H261V243H260V241H259V238L257 237V234H258V230H259V228H257V226L258 225H252L251 226V228H250V232L252 231V236H250L251 238L249 239V240H247L246 242L244 241V242H241V243H239V244H237L236 246H234V247H229V246H227V247H225L224 245L222 246L221 244H220V242H221V240L222 241H224V242H227V240H229V238H230V234H231V230L233 229V227L231 228V226L233 225L232 223V225H230L229 224V222H227L226 223V219H228V218H224V215L226 216V215H228ZM242 212H244V213H242V214H245V215H243V216H246V214H247V209H243V211ZM29 213V212H28ZM38 213V212H37ZM36 213V214H37ZM53 213V212H52ZM58 213V212H57ZM65 213V212H64ZM241 213V212H240ZM250 213V212H249ZM8 214V213H7ZM19 214V213H18ZM27 214V213H26ZM32 214V215H33ZM39 214H41V213H39ZM46 214V213H45ZM56 214V213H55ZM19 215H21V214H19ZM18 215V216H19ZM25 215V214H24ZM23 215V216H24ZM31 217H32V215L31 214H29ZM57 215V214H56ZM61 215V214H60ZM10 216H12V215H10ZM14 216V215H13ZM16 216V215H15ZM34 216V215H33ZM44 216V215H43ZM21 217H22V215H21ZM75 217V216H74ZM16 218V217H15ZM23 218V217H22ZM25 218V217H24ZM63 218V217H62ZM220 218H221V220H220ZM18 219V217L16 218V220ZM31 219V218H30ZM36 219V218H35ZM38 219V218H37ZM60 219V218H59ZM71 219V218H70ZM242 219V218H241ZM2 220V219H1ZM15 220V219H14ZM14 220H12L11 219V221H13V222H15ZM24 221L25 220H27V219H23ZM53 220V219H52ZM75 220V219H74ZM8 221V220H7ZM9 221H10V219H9ZM18 221H20L19 219H18ZM17 221V223L16 224H18L19 222ZM30 221V220H29ZM32 221V220H31ZM240 221V220H239ZM255 221V224H258V220H254ZM10 224H11V222H9ZM9 223H7V224H9ZM23 223V222H22ZM29 223V222H28ZM27 223V224H28ZM35 223V222H34ZM53 223H54V221H53ZM16 224H15V226H16ZM23 225V224H22ZM13 226H14V223H13ZM18 226H19V224H18ZM28 226H30V225H28ZM28 226L26 227V229H28V231H29V228H28ZM35 227H36V225H34ZM33 226V227H34ZM38 226V225H37ZM51 226V225H50ZM138 226H140L141 227V225L139 224ZM142 226H145L144 228H146L147 226L146 225H142ZM9 227V226H8ZM140 227H138V228H140ZM236 227V226H235ZM11 228H12V226H11ZM18 228V227H17ZM37 228V227H36ZM42 228H44V227H42ZM128 228H129V226H128ZM144 228H140V230H138L137 229V231H136V229L134 230L133 228V230H134V232L132 231V233L130 234H128V235H131L132 236V238L130 239V241H129V239H124L125 241H129V242H127V244L125 243L124 245L125 246H127V247H125L126 248V251H127V257H131V261H132V259H133V261H134V259L135 260H139L140 262H141V264H144L145 262H149V261H147V258L145 257V255H144V251H143V249L142 248H140L141 246H138L139 245V243L136 245L135 243L136 242H134V241H136V236L137 235H139L140 233H141V236H143V234H144V231H145V229ZM150 228V227H149ZM13 229V228H12ZM21 229V228H20ZM23 229V228H22ZM21 229V230H22ZM40 229V228H39ZM154 229V228H153ZM153 229H152V231H153ZM11 232H13L11 229H9ZM32 231H33V229H31ZM156 230L157 229H155V232L154 233H158V231L159 230H157V232H156ZM234 230H235V228H234ZM15 231V230H14ZM18 231V230H17ZM23 231V230H22ZM21 231V232H22ZM127 231V230H126ZM236 231V230H235ZM235 231H233V232H235ZM20 232V231H19ZM55 232V231H54ZM131 232V231H130ZM26 234H28V232L26 231L25 232ZM143 233V234H142ZM150 233V232H149ZM30 234H31V232H30ZM32 234H34V233H32ZM153 234V233H152ZM233 234V233H232ZM250 234V235H251ZM19 235V234H18ZM55 235V234H54ZM154 235H156V234H154ZM158 235H160V232H159V234ZM21 236H25V234L24 235H20V237ZM34 236V235H33ZM131 236H129V237H131ZM141 236H138V238H141ZM162 236H164V235H160V237H157V238H162ZM208 236H209V234H208ZM26 237V236H25ZM28 237V236H27ZM30 237V236H29ZM28 237V238H29ZM34 237H36V236H34ZM112 237V236H111ZM116 237V236H115ZM134 237H136L135 238V240H134ZM165 237V236H164ZM163 237V241H164V238ZM26 239V238H23L24 239V241H25V239H26V242H27V240H30V239ZM113 238V237H112ZM111 238V239H112ZM126 238H128V237H126ZM17 239H19V238H17ZM21 239V238H20ZM35 239V238H34ZM33 239V240H34ZM59 239V238H58ZM221 239V240H220ZM32 240V239H31ZM84 240V239H83ZM92 240V239H91ZM140 240V239H139ZM162 240V239H161ZM20 241V240H19ZM22 241V240H21ZM20 241V242H21ZM61 241V240H60ZM86 241V240H85ZM138 241V240H137ZM99 242V241H98ZM29 243V242H28ZM62 243V242H61ZM65 243V242H64ZM79 243V242H78ZM117 243V242H116ZM16 244V243H15ZM23 244V243H22ZM27 244V243H26ZM43 244V243H42ZM113 244H114V241H113ZM35 244H33V246H34ZM62 245V244H61ZM64 245V244H63ZM71 245V244H70ZM93 245V244H92ZM96 245V244H95ZM117 245V244H116ZM3 246H5V245H3ZM7 246V245H6ZM22 246V245H21ZM20 246V247H21ZM25 246V245H24ZM32 246V245H31ZM32 246V247H33ZM39 246V245H38ZM76 246V245H75ZM113 246V245H112ZM118 246V245H117ZM136 246H138L139 248H136ZM1 247V246H0ZM74 247V245L72 246V248ZM77 247V246H76ZM22 248H24V247H22ZM116 248V246H114V249ZM2 249H3V247H2ZM31 249H33V248H31ZM31 249H29V250H31ZM35 249V248H34ZM74 249V248H73ZM119 249V248H118ZM101 250H103L102 248H101ZM112 250H113V247H112ZM38 251V250H37ZM49 251V250H48ZM59 251V250H58ZM71 251V250H70ZM82 251V250H81ZM100 251V250H99ZM98 251V252H99ZM120 251V250H119ZM119 251L117 252V253H119ZM122 251V250H121ZM123 251H124V248H123ZM12 252H13V250H12ZM27 252V251H26ZM47 252V251H46ZM80 252V251H79ZM108 252V251H107ZM35 253V252H34ZM59 253H61V252H59ZM74 253V252H73ZM81 253V252H80ZM16 254V253H15ZM32 254V253H31ZM54 254V253H53ZM63 254V253H62ZM65 254V253H64ZM72 254V253H71ZM112 254V253H111ZM125 254V253H124ZM13 255V254H12ZM38 255V254H37ZM52 255V254H51ZM105 255V254H104ZM117 255H119V254H117ZM28 256V255H27ZM32 256V255H31ZM56 256V255H55ZM81 256H83V254L81 255ZM107 256V255H106ZM40 255L38 256V257H36V256H33V260L35 259H38L37 260V262L40 260ZM60 257H62V256H60ZM63 257H65V255L63 256ZM85 257V255L83 256V258ZM96 257V256H95ZM57 258V257H56ZM81 258V257H80ZM121 258V257H120ZM23 259V258H22ZM52 259H54V258H52ZM66 259V258H65ZM77 259V258H76ZM85 259V258H84ZM2 260V259H1ZM0 260V261H1ZM41 260H42V258H41ZM96 260V259H95ZM94 260V261H95ZM75 261V260H74ZM128 261V260H127ZM87 262V261H86ZM105 262V261H104ZM111 262V261H110ZM138 261H136V263H137ZM3 263V262H2ZM23 263V262H22ZM25 263H26V261H25ZM34 263V262H33ZM40 263V262H39ZM39 263H37V264H39ZM59 263H61V261L59 262ZM124 263V262H123ZM134 263V262H133ZM16 264V263H15ZM77 264H79L78 262H77ZM94 264H95V262H94ZM145 264H147V263H145ZM149 264V263H148ZM180 264H184L183 262H180Z\"/></svg>", "mask_w": 264, "mask_h": 264}, {"label": "built area", "instance_id": "built-area-1", "mask_svg": "<svg viewBox=\"0 0 264 264\" xmlns=\"http://www.w3.org/2000/svg\"><path fill=\"white\" fill-rule=\"evenodd\" d=\"M254 264H264V255L261 257V259L258 262Z\"/></svg>", "mask_w": 264, "mask_h": 264}]
</instances>
